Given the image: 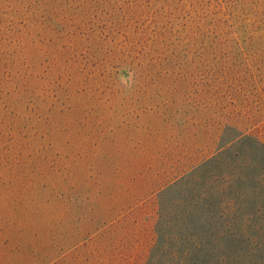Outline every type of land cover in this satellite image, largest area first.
<instances>
[{"label":"rangeland","instance_id":"rangeland-1","mask_svg":"<svg viewBox=\"0 0 264 264\" xmlns=\"http://www.w3.org/2000/svg\"><path fill=\"white\" fill-rule=\"evenodd\" d=\"M185 248L264 264V0H0V264Z\"/></svg>","mask_w":264,"mask_h":264},{"label":"trees","instance_id":"trees-1","mask_svg":"<svg viewBox=\"0 0 264 264\" xmlns=\"http://www.w3.org/2000/svg\"><path fill=\"white\" fill-rule=\"evenodd\" d=\"M192 240L193 241H196L194 237H192ZM200 245L199 242L195 243L194 244V247L195 248H198ZM185 247L186 244H185ZM156 253L153 254L152 256V260H155V257H156ZM193 256V254H191V251H188L187 248H185V250H183V252L181 254H177L176 252H172L167 260L168 264H185L189 257Z\"/></svg>","mask_w":264,"mask_h":264}]
</instances>
